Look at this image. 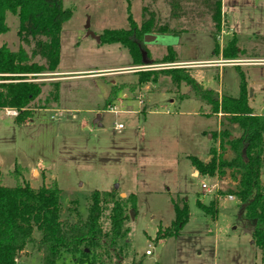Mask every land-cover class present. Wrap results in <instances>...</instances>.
<instances>
[{
    "label": "rangeland",
    "instance_id": "1",
    "mask_svg": "<svg viewBox=\"0 0 264 264\" xmlns=\"http://www.w3.org/2000/svg\"><path fill=\"white\" fill-rule=\"evenodd\" d=\"M215 1L62 0L71 15L60 27L56 70L27 76L41 86L30 104L32 120L17 124L0 111L3 184L14 185L9 171L15 160L27 167L24 175L33 187L56 180L63 209L76 198L82 218L92 190L115 189L123 197L134 194L137 212L130 210L124 223L128 232L120 244L122 264H264V249L255 245L252 224L242 216L243 203L227 197L237 184L216 175L192 174L190 156L209 159V147L218 149L223 117L213 114L189 86L174 84L166 74L185 67H173L175 62L191 63L193 67L184 70L204 88L217 96H237L240 67L249 104L264 113V0H223L226 24L221 17L217 54L212 35ZM128 10L137 25L152 12L157 24L174 32L151 33L156 34L154 41H139L150 60L145 67L133 64L119 43L99 42L104 29L128 28ZM6 22L10 29L0 35V44L11 50L22 47L31 61L47 67L48 38L37 37L40 44H36L30 36L19 37L16 15L7 13ZM232 36L240 49L233 58L239 64L208 62L227 59L221 51ZM168 45L176 61L162 60ZM152 70L157 72L155 81L136 84L141 71ZM111 85L126 86L105 106ZM228 129L233 136L239 134L235 125ZM223 146L218 152L230 157L228 146ZM202 183L216 187L207 191ZM260 184L264 191V160ZM197 200L205 205L213 202L215 216L202 211ZM174 202L187 205L188 221L177 234L156 239L157 230L174 218ZM146 249L152 254L146 255ZM16 264H40V254L29 245ZM59 264L74 263L66 259Z\"/></svg>",
    "mask_w": 264,
    "mask_h": 264
},
{
    "label": "trees",
    "instance_id": "2",
    "mask_svg": "<svg viewBox=\"0 0 264 264\" xmlns=\"http://www.w3.org/2000/svg\"><path fill=\"white\" fill-rule=\"evenodd\" d=\"M215 2L212 35L213 53L217 54L216 34L221 26V9L220 0ZM7 13L16 15V33L19 37L48 38L47 67L31 61L22 47L11 50L6 44H0V109H15L14 122L21 124L32 117L30 104L41 92L40 84L27 76L56 70L59 31L61 24L70 17L71 10L63 8L62 0H0V35L10 29L6 22ZM148 14L137 25L128 10V28L104 29L99 34V42L119 43L127 49L133 64H142L139 41L143 40L145 34H174L172 30L168 31L157 24L154 13ZM36 44H40L39 39H36ZM239 52L237 38L232 36L221 54L224 58L233 59L237 58ZM176 59L171 45L166 46L162 60L173 62ZM185 68H172L166 70V74L174 84L183 82L189 86L190 91L204 100L213 114L221 113L223 119L219 122L217 133L218 149H223L226 144L231 152L230 157L226 158L211 146L207 161L197 156H190L189 160L199 174L229 178L237 184L234 189L228 190V195L235 196L243 203L242 216L252 224L253 242L264 249V191L260 184V169L264 160V113L256 112L249 104L248 86L240 67L237 96L224 93L217 96L213 89L204 88ZM156 74L155 70L141 71L136 84L155 81ZM125 86L111 85L104 105L111 103ZM228 125H235L239 134L233 136ZM27 170L26 166L14 163L9 171L13 186L3 184L4 175L0 171V264H16V259L29 245L39 252L40 264H59L66 262V259L74 264H122L120 244L128 232L124 223L130 218V210L137 212L134 194L121 197L115 189L92 190L87 214L82 218L76 198L69 199L63 209L60 203L61 188L56 180L41 182L33 187L24 175ZM197 205L202 211L215 216L213 202L205 205L197 200ZM173 211L171 223L165 229L157 230L156 239L177 234L188 221L185 203L180 206L174 202ZM102 218L107 221V226Z\"/></svg>",
    "mask_w": 264,
    "mask_h": 264
},
{
    "label": "built area",
    "instance_id": "3",
    "mask_svg": "<svg viewBox=\"0 0 264 264\" xmlns=\"http://www.w3.org/2000/svg\"><path fill=\"white\" fill-rule=\"evenodd\" d=\"M208 62H210V63H212V64H218V63H221V64H225V63H230L231 65H237V64H239V61L237 60V59H225V60H223L222 58L220 59V60H215V61H208ZM176 64H177V66L178 65H185V66H187L189 63H180V62H175V63H173L172 65H173V67H176ZM145 67V66H144ZM263 101H264V96H263ZM113 110V109H112ZM6 113L8 114V115H15L16 114V111L14 110V111H12V110H6ZM116 127L117 128H121L122 127V124L121 123H117L116 124ZM201 187L202 188H204V189H206L207 191H213L214 189H215V187H216V184H212V185H207L206 183H202L201 184ZM227 197L229 198V199H233V195H227ZM145 254L146 255H151L152 254V251L150 250V249H146L145 250Z\"/></svg>",
    "mask_w": 264,
    "mask_h": 264
},
{
    "label": "crops",
    "instance_id": "4",
    "mask_svg": "<svg viewBox=\"0 0 264 264\" xmlns=\"http://www.w3.org/2000/svg\"><path fill=\"white\" fill-rule=\"evenodd\" d=\"M222 2H223V0H220V9H223L222 8ZM256 9V8H255ZM221 17H222V23L223 24H226V22H225V20H224V18H223V16H222V11H221ZM226 27H229V26H227L226 25ZM223 32H225V33H228V31L227 30H223ZM185 62H191V60L190 61H186L185 60ZM195 62H200V63H202L201 61H195ZM191 63H189L187 66H185V67H189L190 69H191V67H193V64L192 65H190ZM214 65H218V66H221V65H223L224 66V64H221V63H218V64H214ZM199 66H201V65H199ZM220 93V92H219ZM0 111H2L3 113H4V116L5 117H9V118H12V121L14 122V116H11V115H8L7 113H6V111L4 112L3 110H0ZM219 114H221V113H219ZM32 120V117L31 118H29L28 119V121H31ZM26 122V121H25ZM24 122V123H25ZM22 124V123H21ZM98 124H100V123H98ZM214 129H217V128H214ZM209 131H210V129H206V130H204V134H206L207 136H209L210 134H209ZM209 138V137H208ZM208 156L210 157V155L208 154ZM207 159H208V157L207 158H205V159H201V160H203V161H207ZM11 162V161H10ZM16 161L14 160V162H13V164L15 163ZM0 171H2V163H1V160H0ZM192 174L194 175V176H197V175H199V173L197 172V170H195V168L193 167V171H192ZM23 253V252H22ZM20 256H21V254H20ZM20 256L18 257V259H20ZM25 263V262H24Z\"/></svg>",
    "mask_w": 264,
    "mask_h": 264
},
{
    "label": "water",
    "instance_id": "5",
    "mask_svg": "<svg viewBox=\"0 0 264 264\" xmlns=\"http://www.w3.org/2000/svg\"><path fill=\"white\" fill-rule=\"evenodd\" d=\"M155 37H156V34H151V33L145 34L144 37H143V41L152 42V41L155 40ZM141 54H142V64L144 66L145 65H149L150 64V60L146 57V52L144 50H141ZM97 117H99V114H97ZM120 196L123 197L124 194L120 193Z\"/></svg>",
    "mask_w": 264,
    "mask_h": 264
}]
</instances>
